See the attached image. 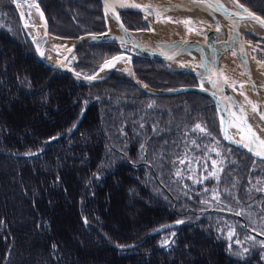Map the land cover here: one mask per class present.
Listing matches in <instances>:
<instances>
[{"label": "trees", "instance_id": "1", "mask_svg": "<svg viewBox=\"0 0 264 264\" xmlns=\"http://www.w3.org/2000/svg\"><path fill=\"white\" fill-rule=\"evenodd\" d=\"M236 1L264 20V0ZM36 4L52 37L106 32L95 0ZM119 18L128 31L148 30L139 13ZM121 54L115 42L87 44L67 67L88 77ZM131 66L153 91L197 87L140 56ZM126 201L135 218L116 216ZM58 214L74 224V241L55 228ZM250 232L264 237V162L221 142L207 97L148 95L124 70L78 83L36 58L12 2L0 0V264H264V241Z\"/></svg>", "mask_w": 264, "mask_h": 264}, {"label": "water", "instance_id": "2", "mask_svg": "<svg viewBox=\"0 0 264 264\" xmlns=\"http://www.w3.org/2000/svg\"><path fill=\"white\" fill-rule=\"evenodd\" d=\"M12 2V5L15 7L16 12L18 14L20 24L22 26V29L24 30V19L20 15L17 5L25 6L28 4L29 0H10ZM34 1V5L36 9L38 10V14L40 16L42 25L44 27V35L49 36L47 32V26L46 21L44 18V15L40 11L39 7L36 4V0ZM102 11V14L106 19H108L111 24L115 27V30H107L104 33L96 34V35H85L82 37H79L75 40H72L70 43L69 48L66 51L65 54V61L69 58L72 53L78 49L79 47L87 44H95V43H101V42H115L124 48H127L130 50L129 54H122L118 55L111 60H109L104 67L103 72L96 76L92 75L89 77L81 76L79 74L74 73L71 71L68 67L65 65V61L62 63L59 62H52L46 58H43L40 55L38 42L34 39H31L27 36L26 37L30 41V46L36 56V58L47 68L53 69L59 72H62L68 76H70L73 80H75L78 83L84 84V85H90L95 84L98 82H101L106 77H108L114 70L113 61L118 58H123L126 61L124 73L128 77V79L136 86L137 89H139L141 92L152 95V96H174L181 93H197L202 96L207 97L212 104L215 107L217 118H218V135L221 140V142L229 149L235 150L237 152H240L242 154H245L246 156L260 161L264 162V159L261 157H258L255 155V152H249L247 148H245L243 145L246 143H250L249 139V133L248 129L246 127V124L243 120H239L236 118L232 107L230 105V102L228 101L226 89L224 85L222 84L217 70V61L220 55L225 53H231L233 54L235 58V62L238 66V68L242 71L244 80L246 81L249 90L252 94L254 104L256 106L257 115L260 118L261 115V107L259 104V100L256 94V89L253 85V83L250 81V79L247 77L246 70H245V58L242 52H239L236 50V48L233 45L232 38H218L216 36L215 29H207L203 32L202 37L195 38V39H171L168 41H163L161 43L157 44V49H152L150 47H147L143 43H141L138 39H136L132 34L134 33H140V32H130V31H124L125 27L123 26V29L121 28V20L119 18V12L122 11H132L139 13L141 15H149L151 17L154 16V14L161 12L165 9L160 4H154L153 0H146L143 4H137L140 5L139 8L136 7H124L118 10H115V14L113 15L112 12H107L105 9V0H95ZM233 5L236 7V9L239 11L240 14H234L223 7V9H217L215 5H220L215 0H200L201 3H205L207 5H213V7H210L217 13H219L223 19L226 21V23L231 26L235 20H245V21H251L259 26V28L262 30V35H250L247 34L246 36H249L255 40H263L264 41V27H262V23H264V20L259 18L258 16L254 15L252 18L249 17V13H251L246 8H241L240 4L236 0H230ZM109 3V0H108ZM118 17V19L116 18ZM256 17L259 18V20L256 19ZM154 19V18H153ZM123 25V24H122ZM217 28V25H216ZM93 37H96L93 39ZM245 37V36H244ZM244 37L241 39V42H244ZM57 41H60L59 39H56ZM197 50L200 53L201 56V62L198 66L199 71L193 72L187 69H177V68H171L169 66L170 63L176 61L180 57L186 55L189 51ZM131 56H140L143 58H146L149 61L152 62H158L161 65H163L167 70L175 72V73H184L190 75L194 80L197 82V87L195 88H180L177 90H169L164 92L159 91H153L150 90L142 84L138 83L136 79L134 78L132 74V66H131ZM110 65V66H109ZM199 80L204 82V87H202L199 83ZM209 80L215 82V86L212 83H209ZM81 117L78 119L74 127L71 129V132L74 131V129L77 127ZM232 121L238 124L241 128L240 132L241 134L237 137L236 140L231 139L228 136L227 133V127L228 123ZM261 122L264 124V121L261 120ZM227 134L228 138H225V135ZM255 151H264V149H258ZM209 213H216L223 216L231 217L236 220L242 221L241 218L233 213L225 212V211H218V210H208ZM179 222L173 223L171 225L162 226L158 228L155 232L161 233L165 230L171 229L177 225H179ZM243 228L246 229L245 224L242 223ZM250 234L254 235L255 237L261 239L264 241V238L261 237L258 234H254L253 232H250ZM166 245V244H164ZM163 245V246H164ZM163 246H160L162 248Z\"/></svg>", "mask_w": 264, "mask_h": 264}, {"label": "bare ground", "instance_id": "3", "mask_svg": "<svg viewBox=\"0 0 264 264\" xmlns=\"http://www.w3.org/2000/svg\"><path fill=\"white\" fill-rule=\"evenodd\" d=\"M139 1L140 0H122V2L128 5L141 4ZM215 1L220 5H223V7L230 12L240 14L230 0ZM112 2H114V0H109V3ZM159 4L165 7V9L154 14L153 17L149 16L156 19V22L152 23V26L148 23V25L151 26V31L148 34L140 32L132 35L147 47L157 49L158 43L168 41L159 38L158 30H162V28L164 29L165 27H163L157 19L168 17V21H170L168 27L170 30L175 29L176 31H180L182 27H185L189 23H193L199 25L205 30L215 29L216 36L220 39L231 37L236 50L242 52L244 55L247 77L256 89V94L261 107V114L264 113V63L254 61L250 57V46L245 42H241V39L247 34L262 35L263 32L259 26L251 21L245 20H235L233 24L229 26L219 13L211 9L209 5L201 3L200 0L197 3H193V0H174L173 3L161 1ZM17 8L23 19L28 16L31 20L32 24H27L24 21V30L29 38L38 42L39 52L43 53L42 57L56 63L64 62L67 50L62 46H57L56 43H59V41L55 40V38L44 35V27L38 14V10L34 5V1L29 0L27 5H17ZM118 9H121V7L117 4L115 10ZM105 21L110 30L115 29L108 19L105 18ZM200 62V53L197 50H192L176 61L170 63L169 66L171 68L187 69L193 72H198ZM112 64L115 69H119L126 64V61L123 58H118L115 59ZM218 68L222 71L221 73H218V75L226 89L228 101L230 102L236 118L244 121L248 129L249 137L251 136V133H255L257 137L264 140V124L261 122V115L260 118L257 115L256 106L255 111L253 110L255 104L248 85H241L239 92L234 90L231 85L232 80L239 78L244 79L242 71H237L235 65L232 64L231 57L227 54H222L218 58L217 70ZM100 74L101 73H98L96 76H99ZM199 83L202 87L205 86L203 81L199 80ZM241 108L243 109V112L240 111ZM249 125L250 131L248 127ZM240 130V126L235 122L230 121L228 123L227 133L231 139L236 140L241 134ZM253 147L255 150L262 149L256 145H253Z\"/></svg>", "mask_w": 264, "mask_h": 264}, {"label": "rangeland", "instance_id": "4", "mask_svg": "<svg viewBox=\"0 0 264 264\" xmlns=\"http://www.w3.org/2000/svg\"><path fill=\"white\" fill-rule=\"evenodd\" d=\"M161 1L166 2V3H173L174 0H153V3L154 4H159ZM145 2H146V0H140L139 1V3H141V4H143ZM143 16H144L143 17L144 21H146L149 24H151V26H152V23L156 22V19L155 18L153 19V18L149 17V15H143ZM24 21L27 24H32V22H31V20L29 19L28 16H26L24 18ZM157 21L163 27H165L164 29L162 28V30L161 29L158 30V36H159V38L161 40L199 38V37H202V33L205 31L204 28L200 27L199 25L193 24V23H189L185 27H182L180 31H176L175 29L170 30L169 27H168V24L170 22V21H168V17L158 18ZM151 26L148 25V30L147 31H140V32H144L145 34H148L151 31ZM108 30H110L109 27H108ZM136 32H139V31H136ZM53 38H55V37H53ZM70 43L71 42H69V41H64V42L56 43V45L57 46H62V47H64V49L67 50L69 48V46H70ZM245 43L250 46V52H249L250 53V57L254 61H257V62H260V63H264V44H262L260 42H251L248 39L245 41ZM227 55L229 57H231L232 64L235 65L237 71L239 72L240 69L238 68L237 64L235 63V58H234L233 54L227 53ZM69 60H70V57L65 62L66 67L68 65ZM124 68H125V65L122 68H119L118 70H123ZM221 72H222L221 69L218 68V73H221ZM243 84H247V83H246V81L244 79H241V78L231 81L232 88L234 90L238 91V92L240 91V86L243 85ZM136 213H137L136 210H130V209L127 208V201H126L124 204L120 205L119 209H117V215L116 216H118V215L120 216L121 215L123 217H127V216L129 217L130 216L131 218H133V217L135 218ZM64 217L65 216H62L61 214H58L57 221L55 223V228L58 229V230H62V231L64 230V231H67L68 233H70V236H71L70 237V241H74L76 228H75V226H74V224L72 222L71 223H65L64 222ZM120 219H121V217H116L112 221L117 222ZM113 226H114V224H111V227H113ZM116 228L120 229L121 228L120 224L116 225ZM131 229L135 230V226H133ZM132 233H134V231H132ZM27 236H29V235H27ZM27 238L28 237H26V239ZM26 244H27V240H26L25 245ZM73 248L74 247H70L68 250H70L72 252L74 250ZM193 249L195 251V247ZM200 249H199L200 253H205V249L203 247H201ZM205 262H206V264H216L215 261H213L211 258L206 259Z\"/></svg>", "mask_w": 264, "mask_h": 264}, {"label": "snow or ice", "instance_id": "5", "mask_svg": "<svg viewBox=\"0 0 264 264\" xmlns=\"http://www.w3.org/2000/svg\"><path fill=\"white\" fill-rule=\"evenodd\" d=\"M197 2H199V0H193V3H197ZM117 4L121 8H123V7H136V8H139L140 7V5H137V4H131V5L125 4L124 2H122V0H114V2H112V3H108V0H105L106 13L107 12H112L113 15H114L115 14V8L117 7ZM209 7H213V5H209ZM215 7L217 9H223V5H215ZM240 7L243 8V5H240ZM253 16H254V14L249 13V17L250 18H252ZM116 18L118 19V17H116ZM256 19L259 20L258 17H256ZM261 26L264 27V23H262ZM121 28L123 29V25L122 24H121ZM123 30L127 31L126 29H123ZM95 38L96 37H93V39H95ZM40 55L43 56V53L41 52ZM225 82H227V81H225ZM209 83H212L215 86V82L214 81L209 80ZM151 106L152 105H149V107H151ZM253 110L255 111V105L253 106ZM240 111L243 112V109L241 108ZM261 119L264 120V113L261 114ZM141 127H143V125H141ZM248 127H249V131H250V125ZM195 128L196 129H200L201 131H204V129L201 128L200 124H196ZM209 135H210V133H209ZM225 138L226 139L228 138L227 134L225 135ZM249 139H250V143H246L243 146L245 148H247L249 152H255L256 156L261 157L262 159H264V151H255V148L253 147V145H256V146L264 149V140H261L259 137H257L255 133H251V136L249 137ZM193 144H195V141H193ZM141 147H143V146H141ZM181 163H183V161H181ZM213 163H215V162H213ZM210 175L214 176V174H211V173H210ZM237 214H239V213H237ZM85 222H87V221L85 220ZM179 223H182V221H179ZM250 239L254 240L255 238L254 237H250ZM164 243L166 244L167 241H164ZM261 243L264 244V242H261ZM245 251H247V249H245Z\"/></svg>", "mask_w": 264, "mask_h": 264}]
</instances>
